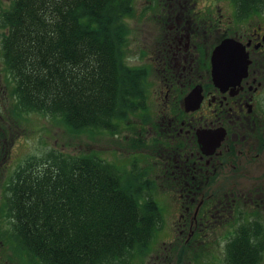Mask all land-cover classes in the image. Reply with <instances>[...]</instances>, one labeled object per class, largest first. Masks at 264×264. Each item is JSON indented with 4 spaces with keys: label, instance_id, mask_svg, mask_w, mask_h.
Segmentation results:
<instances>
[{
    "label": "flooded vegetation",
    "instance_id": "1",
    "mask_svg": "<svg viewBox=\"0 0 264 264\" xmlns=\"http://www.w3.org/2000/svg\"><path fill=\"white\" fill-rule=\"evenodd\" d=\"M144 2V32L128 33L124 49L137 62L123 54L143 72L144 96L113 124L111 165L143 197L173 199L181 240L154 243L146 263L150 245L140 264H264L263 9ZM196 241L207 257H193Z\"/></svg>",
    "mask_w": 264,
    "mask_h": 264
},
{
    "label": "trees",
    "instance_id": "2",
    "mask_svg": "<svg viewBox=\"0 0 264 264\" xmlns=\"http://www.w3.org/2000/svg\"><path fill=\"white\" fill-rule=\"evenodd\" d=\"M235 1L264 10V0ZM135 3L11 0L0 11L1 54L18 112L112 131L136 111L143 72L123 61ZM137 186L98 155L28 157L0 196V264H140L162 213Z\"/></svg>",
    "mask_w": 264,
    "mask_h": 264
},
{
    "label": "rangeland",
    "instance_id": "3",
    "mask_svg": "<svg viewBox=\"0 0 264 264\" xmlns=\"http://www.w3.org/2000/svg\"><path fill=\"white\" fill-rule=\"evenodd\" d=\"M10 1L11 0H0V11L7 8ZM144 1L145 0H136L138 6L136 7L135 3V15L125 20L129 34L144 32L146 23L138 19L140 10L145 3ZM227 5H230V1L227 2ZM262 12H264V10H262ZM2 32L3 30L0 27V192L2 193L3 191L4 193L6 180L9 179L18 164H21L23 160L31 156L36 158L44 156L51 150L61 153L63 156L80 154L98 155L109 163H113V155L111 152L113 149V134L108 129L73 130L59 118L51 115L39 112L25 114L18 112V108L15 106L16 98L12 93L14 81L9 71L6 69L1 54ZM127 57L129 58L127 59ZM124 61L131 64L137 62L133 56L131 57L126 53L124 54ZM15 110H17V112ZM158 199L160 201L156 202L160 207V211L163 210L161 205L164 207V210L161 212L163 222L159 230L155 233L151 245L154 243L158 245L162 241L170 242L181 240V238H175L173 236V232L169 227L170 222L173 223L178 220L177 217H174L175 211H173V204L175 202L172 198L163 196H159ZM227 219L228 218H225V220ZM214 225L216 226L214 230H211L213 231L212 233H215L217 228L231 226L232 219L230 218L226 224L222 221L220 222V220L217 222L215 219ZM0 226L3 228L4 223ZM183 233L187 235V231ZM218 235L220 236L219 239L222 240L223 232L222 237L220 232L217 233V236ZM210 237L211 236L201 237V240H205L206 242L216 241V239L211 240ZM195 244H197L199 248L196 250L193 257L197 255L205 257V252L207 250L200 254L204 245L199 244V241H196ZM154 246L155 245L152 246V250L150 249L151 251L149 250V256H146L148 259L146 263L149 261V257L151 258L150 255L159 250V248ZM171 264L178 263L172 262Z\"/></svg>",
    "mask_w": 264,
    "mask_h": 264
}]
</instances>
